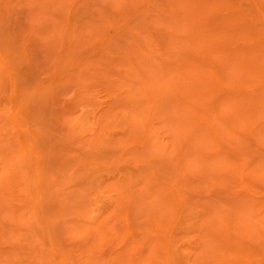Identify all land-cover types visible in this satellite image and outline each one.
Instances as JSON below:
<instances>
[{
    "label": "rangeland",
    "instance_id": "374dc122",
    "mask_svg": "<svg viewBox=\"0 0 264 264\" xmlns=\"http://www.w3.org/2000/svg\"><path fill=\"white\" fill-rule=\"evenodd\" d=\"M0 264H264V0H0Z\"/></svg>",
    "mask_w": 264,
    "mask_h": 264
}]
</instances>
